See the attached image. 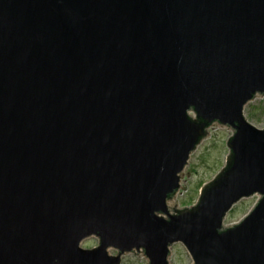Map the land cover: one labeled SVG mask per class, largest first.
I'll list each match as a JSON object with an SVG mask.
<instances>
[{
    "label": "water",
    "instance_id": "water-1",
    "mask_svg": "<svg viewBox=\"0 0 264 264\" xmlns=\"http://www.w3.org/2000/svg\"><path fill=\"white\" fill-rule=\"evenodd\" d=\"M255 96L264 0H0V264H169L176 243L193 264H264ZM215 123L233 130L226 165L173 210Z\"/></svg>",
    "mask_w": 264,
    "mask_h": 264
},
{
    "label": "rangeland",
    "instance_id": "rangeland-1",
    "mask_svg": "<svg viewBox=\"0 0 264 264\" xmlns=\"http://www.w3.org/2000/svg\"><path fill=\"white\" fill-rule=\"evenodd\" d=\"M246 120L257 128H264V96H255L243 110ZM233 130L217 123L211 125L205 138L190 154L187 165L180 174V188L168 201L173 210L193 206L200 195L201 188L210 182L226 165L229 156L227 146ZM257 196L240 200L226 215L223 225L236 224L241 221L253 208ZM99 240L91 237L84 240L82 248L90 249L98 246ZM110 255H117V250L110 249ZM120 264H149L142 251L126 253L121 257ZM169 264H193L188 250L181 243L170 247Z\"/></svg>",
    "mask_w": 264,
    "mask_h": 264
}]
</instances>
